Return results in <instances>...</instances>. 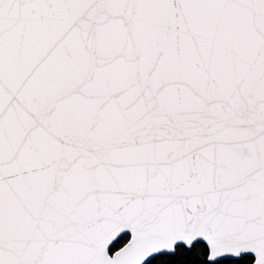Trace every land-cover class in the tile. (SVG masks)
<instances>
[{"label": "snow or ice", "instance_id": "snow-or-ice-1", "mask_svg": "<svg viewBox=\"0 0 264 264\" xmlns=\"http://www.w3.org/2000/svg\"><path fill=\"white\" fill-rule=\"evenodd\" d=\"M0 264H264V0H0Z\"/></svg>", "mask_w": 264, "mask_h": 264}]
</instances>
